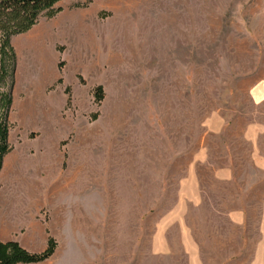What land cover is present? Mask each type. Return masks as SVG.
<instances>
[{"label": "rangeland", "instance_id": "374dc122", "mask_svg": "<svg viewBox=\"0 0 264 264\" xmlns=\"http://www.w3.org/2000/svg\"><path fill=\"white\" fill-rule=\"evenodd\" d=\"M60 5L74 20L40 17L10 37L13 77L0 69V99H12L0 204H44L41 216L59 229L37 263L192 264L180 240L190 228L205 264H264V192L252 191L262 170L243 135L264 126V102L251 95L264 78V0ZM29 43L38 50H22ZM19 63L29 71L17 75ZM194 152L197 205L183 202ZM225 164L228 183L212 174ZM235 208L241 225L228 217Z\"/></svg>", "mask_w": 264, "mask_h": 264}, {"label": "crops", "instance_id": "0c3cea01", "mask_svg": "<svg viewBox=\"0 0 264 264\" xmlns=\"http://www.w3.org/2000/svg\"><path fill=\"white\" fill-rule=\"evenodd\" d=\"M64 1L65 0H62L61 2H59V4ZM70 7L71 5H69L68 7L63 6L60 14L73 21V18L75 16L74 14L77 12H75V10H72ZM71 23L67 27H72ZM57 29L58 28L55 25L52 26V30L54 32H56ZM251 95L253 97V100L257 104L264 102V78L259 79L255 84H253L251 88ZM222 126L220 129H223ZM261 133H264V126H261L260 124H257L255 122H252L251 125L247 126L243 131L244 138L247 141L251 142L253 148H256H254L255 150H253L254 153L252 154V157L253 160H255L257 167L262 170V178L256 182L254 188L252 189V191L255 192H264V159L262 158L261 161L258 159L259 156H256V153H258L259 151L257 150V148L259 147V139L261 137ZM196 157V153L194 152L192 154L191 161L187 166L186 178L183 179V185L185 183L188 184L190 186L191 192L183 196V202L191 201V203H193L194 205L200 204V202L202 201L201 180L196 168ZM58 161L59 160L57 157L55 159V162ZM198 161H200L201 164H207V156L198 158ZM212 174L213 178L216 181L222 183H228L232 181L234 176L232 167L227 164L213 169ZM43 205L44 204H0V240H15L24 249L31 253L44 250L47 246L48 236L51 235L57 239L59 229L53 223L51 224L50 221H44V218L41 216ZM228 217L230 221L235 225H241L244 221L243 211L240 210V208H235L230 211L228 213ZM180 222H182L181 219ZM180 240H182L181 244L185 248L187 247L188 249H190L187 254L189 257H191L192 264H205L201 256L199 243L196 241L190 228L183 229V231L181 230ZM169 251H171V248ZM55 254H58V250ZM50 261L51 260H47L42 263L27 264H50Z\"/></svg>", "mask_w": 264, "mask_h": 264}, {"label": "trees", "instance_id": "16d2710c", "mask_svg": "<svg viewBox=\"0 0 264 264\" xmlns=\"http://www.w3.org/2000/svg\"><path fill=\"white\" fill-rule=\"evenodd\" d=\"M62 0H0V56L11 60V67L1 64V79L12 78L14 72V53L10 45V37L23 34L37 24L40 17H52L62 11L59 4ZM94 98H102V88L98 86ZM12 103L10 93H2L0 108V166L3 156L8 152L7 113ZM55 248L54 239L48 238L47 248L41 253H31L16 241L0 242V264L37 263L49 258Z\"/></svg>", "mask_w": 264, "mask_h": 264}, {"label": "bare ground", "instance_id": "6f19581e", "mask_svg": "<svg viewBox=\"0 0 264 264\" xmlns=\"http://www.w3.org/2000/svg\"><path fill=\"white\" fill-rule=\"evenodd\" d=\"M16 42H17V40H15L13 42L14 46H15ZM21 48H22V50H24L27 53H30V51H33V50L36 52L38 50L37 49V46L35 44L33 45L32 43H29L27 45L21 46ZM24 67H25L24 65L23 66L22 65L20 66V63H19L18 68H17V75L20 74V72L23 73L24 69H25V71H24L25 73H27L29 71V69L27 67H25V68ZM31 80H32V78H31V76L28 73V76L26 77V82L27 83H30ZM23 106H22V108H23ZM33 106H34V104L33 103H30L29 108L32 109V108H34ZM26 113H27V110H26Z\"/></svg>", "mask_w": 264, "mask_h": 264}]
</instances>
